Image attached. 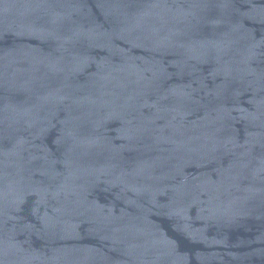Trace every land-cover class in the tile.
<instances>
[{
    "label": "water",
    "instance_id": "water-1",
    "mask_svg": "<svg viewBox=\"0 0 264 264\" xmlns=\"http://www.w3.org/2000/svg\"><path fill=\"white\" fill-rule=\"evenodd\" d=\"M0 264H264V0H0Z\"/></svg>",
    "mask_w": 264,
    "mask_h": 264
}]
</instances>
